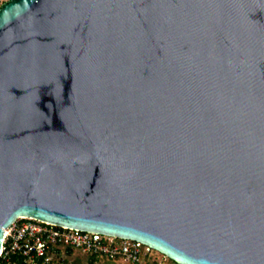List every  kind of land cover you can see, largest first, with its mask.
<instances>
[{
	"label": "water",
	"instance_id": "1",
	"mask_svg": "<svg viewBox=\"0 0 264 264\" xmlns=\"http://www.w3.org/2000/svg\"><path fill=\"white\" fill-rule=\"evenodd\" d=\"M19 217L264 264V0L3 2L0 253Z\"/></svg>",
	"mask_w": 264,
	"mask_h": 264
},
{
	"label": "built area",
	"instance_id": "2",
	"mask_svg": "<svg viewBox=\"0 0 264 264\" xmlns=\"http://www.w3.org/2000/svg\"><path fill=\"white\" fill-rule=\"evenodd\" d=\"M68 249L129 264H169L170 259L136 239L19 217L6 229L0 264H67Z\"/></svg>",
	"mask_w": 264,
	"mask_h": 264
},
{
	"label": "rangeland",
	"instance_id": "3",
	"mask_svg": "<svg viewBox=\"0 0 264 264\" xmlns=\"http://www.w3.org/2000/svg\"><path fill=\"white\" fill-rule=\"evenodd\" d=\"M6 0H0V6L3 2ZM67 258V264H93L97 262V264H129L127 262H124L123 260H110L106 257H96V259L93 261L92 256H89L85 253H83L80 250H76L72 252H67L66 254ZM93 261V262H92ZM169 264H179L174 259H169Z\"/></svg>",
	"mask_w": 264,
	"mask_h": 264
},
{
	"label": "trees",
	"instance_id": "4",
	"mask_svg": "<svg viewBox=\"0 0 264 264\" xmlns=\"http://www.w3.org/2000/svg\"><path fill=\"white\" fill-rule=\"evenodd\" d=\"M68 252H72V250L71 249H68ZM95 259H96V257L92 256V260L94 261Z\"/></svg>",
	"mask_w": 264,
	"mask_h": 264
}]
</instances>
